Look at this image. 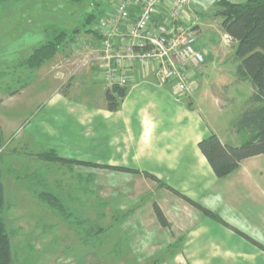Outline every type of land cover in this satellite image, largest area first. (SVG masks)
<instances>
[{"label":"crops","instance_id":"1","mask_svg":"<svg viewBox=\"0 0 264 264\" xmlns=\"http://www.w3.org/2000/svg\"><path fill=\"white\" fill-rule=\"evenodd\" d=\"M44 67H24L17 80L37 73L36 79L43 85H39L42 89L38 88L30 100L34 105L29 111L34 120L28 129L34 152L55 150L63 158L76 160L80 168L76 178L79 187L89 185L92 179L88 178L89 168L97 171L98 193L88 192L98 200L113 202L115 210L124 212L123 220L101 230L100 235L112 230L119 244H125L128 256L145 261L142 264H246L250 260H264V252L235 230L249 235L243 222H251L250 218L264 229V164L260 160L264 154L243 160L227 176H216L198 146L211 132L220 137L204 116L201 102H197L207 93L201 91V82L197 80L193 94L179 100L170 83L160 85L153 73L146 77L137 67L120 107L111 111L105 96L107 88L98 69L84 67L70 72L64 69L44 78L41 75L46 71ZM60 77L69 81L63 89L58 85ZM236 80L249 84L238 77ZM22 83V88L16 91L18 97L27 95L34 84L30 79ZM223 86L227 88L226 84ZM11 119L6 126H0L2 137L7 139L9 135L4 133L14 132L17 126L15 119ZM17 143L25 145V136ZM56 183L63 185L62 181ZM44 184L49 186L45 180ZM110 185L112 192L105 194ZM78 191L69 194L78 200L89 194L83 188ZM180 193L217 213L230 226L208 217ZM59 194L64 201L65 193ZM155 204L162 209L169 227L159 223ZM249 236L255 239L252 234Z\"/></svg>","mask_w":264,"mask_h":264},{"label":"rangeland","instance_id":"2","mask_svg":"<svg viewBox=\"0 0 264 264\" xmlns=\"http://www.w3.org/2000/svg\"><path fill=\"white\" fill-rule=\"evenodd\" d=\"M92 2L93 0H3L0 2V99H2L0 126H6L11 117L17 124L14 132L8 130L9 132L4 133L9 136L7 139L3 135L0 148L1 180L4 184V204L0 210V219L5 223L10 237L13 264L145 263L128 256L129 251H126L125 244L123 242L119 244L118 237L112 230L100 235L101 230L105 231L114 223L123 220L121 216L124 212L115 210L113 202H103L96 199L95 194L88 192L89 190L98 193L97 171L89 168L88 178L92 177L89 185L79 187L76 185L79 183L76 178L80 168L75 162L70 161L74 159L63 158L55 150L50 151L56 152L65 161L50 160L47 154L49 151L34 152L31 129H28L32 127L34 120L29 111L34 105L30 100L43 85L36 79L37 73L29 77L26 74L21 81L19 80L20 82L17 81L22 76L20 70L26 67L22 63L28 58L26 55L31 48L47 41L46 28L75 30L78 36L75 40L64 43L51 59L46 60L42 65L46 69L41 74L42 77H53V73L62 72L64 69L69 72L81 69L82 57L73 55L71 44L74 41L90 39L92 34L88 30L93 27L95 21L85 24L86 15L95 13L97 23L100 20V12L109 5L108 0H100L99 5L96 6ZM190 7L192 19L199 22L195 27L194 47L206 53L205 62L197 68V80L203 84L201 91L206 90L207 93L204 97L201 95V99H195L198 103L201 102L200 107L203 108L204 116L220 137L227 143L238 146L246 137L243 133L236 132L233 126L252 94L250 83L239 84L236 80L239 61L234 53L235 43L223 42L225 33L221 27V17L215 14L216 2L193 0ZM88 68L95 67L88 66ZM29 79L34 82L33 88L27 91V95L18 97L16 91L22 88V81L29 82ZM67 81L63 78L59 80L58 85L61 89L66 87L69 83ZM223 84H226L227 88ZM23 103L27 106H23ZM22 135L25 136V145L17 143ZM27 139L28 143H26ZM260 160L264 164V158ZM86 164L97 165L91 162ZM44 180L49 186L44 187ZM56 181H62L63 185L57 186ZM67 182H71L72 185L67 186ZM79 188L87 190L88 196H81L79 200L74 198L71 194L79 193ZM112 189L111 185L106 187L105 194L110 195ZM47 191L57 193L55 195L59 199V193H65V198L68 200L62 201L71 219H65L52 206L41 201L38 195ZM255 220L250 218L251 222ZM251 222H243L246 226L244 228H247L249 235L252 234L256 240L248 236L264 245V229L260 223L257 224V221ZM251 239L249 240L263 253L264 249ZM262 259L255 262L250 260L251 263L246 264H264Z\"/></svg>","mask_w":264,"mask_h":264},{"label":"built area","instance_id":"3","mask_svg":"<svg viewBox=\"0 0 264 264\" xmlns=\"http://www.w3.org/2000/svg\"><path fill=\"white\" fill-rule=\"evenodd\" d=\"M108 1L90 39L71 44L81 66L98 69L107 89L128 87L140 67L158 84L170 83L177 99L193 94L206 53L194 47L198 22L190 14L192 0ZM223 42L236 43L226 33Z\"/></svg>","mask_w":264,"mask_h":264},{"label":"trees","instance_id":"4","mask_svg":"<svg viewBox=\"0 0 264 264\" xmlns=\"http://www.w3.org/2000/svg\"><path fill=\"white\" fill-rule=\"evenodd\" d=\"M99 3L100 0H93L92 2L95 6ZM216 6L215 14L222 19L221 27L224 33L230 35L236 42L234 53L239 61L237 77L241 81H248L253 89L251 96L246 101V107L240 112L233 126L236 132L245 135V140L240 145L235 146L223 142L216 133L212 132L198 145L216 176L224 177L237 170L243 160L264 154V0H246L239 3L219 0L216 2ZM103 14L104 10L100 12L99 17L101 18ZM94 21L95 25L97 15L92 12L88 13L85 24H91ZM93 27L88 30L91 34L94 32ZM45 32L48 37L47 41L34 48L28 58L23 61L22 64L26 67L34 69L42 66L46 60L51 59L60 50L64 43L75 40L78 36L75 30L68 31L62 28H46ZM127 89V87H114L106 90L105 96L109 110L116 111L120 107L122 99L127 94ZM1 145L2 135L0 131V148ZM47 154L51 155L50 157L48 155L50 160L65 161L56 152L49 151ZM70 161L77 162L76 160ZM1 164L2 153L0 152V210L4 204ZM117 169L138 172L136 169L124 167ZM152 177L158 180L157 177ZM160 183L164 185V183ZM182 196L207 216L230 226L220 215L189 197ZM38 197L44 203L52 206L65 219H71L63 201L57 195L47 191L39 194ZM155 213L162 226H170L162 209L157 204H155ZM235 230L251 239L247 234L236 228ZM254 242L264 249L263 244ZM0 264H13L10 237L2 219H0Z\"/></svg>","mask_w":264,"mask_h":264}]
</instances>
